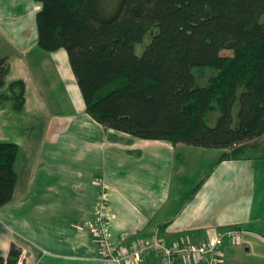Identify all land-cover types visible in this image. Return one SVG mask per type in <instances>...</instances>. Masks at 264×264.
Returning a JSON list of instances; mask_svg holds the SVG:
<instances>
[{
    "label": "crops",
    "instance_id": "crops-1",
    "mask_svg": "<svg viewBox=\"0 0 264 264\" xmlns=\"http://www.w3.org/2000/svg\"><path fill=\"white\" fill-rule=\"evenodd\" d=\"M39 9L34 0H0V95L24 85L19 111L0 104V142L16 144L22 162L0 209V256L14 245L17 264H111L97 242L103 219L117 251L154 235L202 246L235 230L238 238H223L221 264H264V177L252 159L219 162L220 150L138 140L93 122L66 52L37 45ZM51 103L70 114L49 111ZM28 123L39 141L25 139ZM139 264L162 263L150 254Z\"/></svg>",
    "mask_w": 264,
    "mask_h": 264
},
{
    "label": "trees",
    "instance_id": "trees-1",
    "mask_svg": "<svg viewBox=\"0 0 264 264\" xmlns=\"http://www.w3.org/2000/svg\"><path fill=\"white\" fill-rule=\"evenodd\" d=\"M34 1L37 45L66 52L93 122L138 140L220 150L219 162L264 160V0H115L107 13L95 0ZM200 68L216 70L204 86L192 72ZM6 72L2 59L0 87ZM9 91L0 104L19 111L23 83ZM18 150L0 142V209L14 194ZM19 256L11 245L0 264Z\"/></svg>",
    "mask_w": 264,
    "mask_h": 264
},
{
    "label": "built area",
    "instance_id": "built-area-1",
    "mask_svg": "<svg viewBox=\"0 0 264 264\" xmlns=\"http://www.w3.org/2000/svg\"><path fill=\"white\" fill-rule=\"evenodd\" d=\"M101 207V206H100ZM97 242L100 247L102 260L111 264H139L143 257L153 254L162 264H219L218 247L223 238L234 240L239 232L232 230L223 234L218 233L216 238L206 245L174 242L167 245L156 235L148 240H138L131 248L117 251L109 240L103 219L96 228Z\"/></svg>",
    "mask_w": 264,
    "mask_h": 264
},
{
    "label": "rangeland",
    "instance_id": "rangeland-1",
    "mask_svg": "<svg viewBox=\"0 0 264 264\" xmlns=\"http://www.w3.org/2000/svg\"><path fill=\"white\" fill-rule=\"evenodd\" d=\"M96 1V6L101 7V10L104 11L105 13L108 12L109 9H111L113 6H115V0H95ZM155 33V30L152 32H148L144 39L142 40L141 43L136 44L134 47V53L136 56H141L143 51L145 50V48L147 47V45L150 43L151 41V34ZM222 56H231V52L230 51H224L221 53ZM193 74L195 76V80H196V85L197 86H204L208 80L209 77H212L216 74V70L211 69V68H200V69H193ZM4 87L0 88V94H6L3 90ZM49 98V100L53 99L51 96H47ZM52 101V100H51ZM55 101L59 102V99H55ZM49 103V102H48ZM47 108L49 111L53 112L55 111L56 113L60 112L62 114H70V107L67 104H57V105H53L51 104H46ZM55 109V110H54ZM238 110V103L235 104L234 109H233V114L234 116L236 115ZM218 118V114L215 113H211L206 117V123L208 126L212 127L214 126L216 120ZM36 127L35 123H28V125L25 127V131H24V135H27L25 137V139H33L35 141H39V133L34 132ZM30 135V136H29ZM20 137V136H18ZM21 139V138H20ZM262 143H264V138L261 140ZM250 166H252L253 171L255 172L256 177H264V160H259V159H252ZM21 155L19 156V158L17 159V170L20 172H22L21 169ZM223 239L221 240V244H222ZM194 245V244H193ZM206 245V244H205ZM199 246V245H197ZM221 246V245H220ZM218 253L220 255V247H218ZM220 257V256H219ZM221 264V259H220V263Z\"/></svg>",
    "mask_w": 264,
    "mask_h": 264
}]
</instances>
